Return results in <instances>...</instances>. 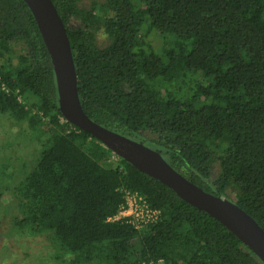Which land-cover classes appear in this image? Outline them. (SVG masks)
Returning <instances> with one entry per match:
<instances>
[{"label": "trees", "instance_id": "1", "mask_svg": "<svg viewBox=\"0 0 264 264\" xmlns=\"http://www.w3.org/2000/svg\"><path fill=\"white\" fill-rule=\"evenodd\" d=\"M51 1L88 118L157 151L264 229V0ZM0 117L40 146L13 189L14 228L46 235L63 264H263L219 221L64 120L23 0H0ZM125 191L159 220L109 221Z\"/></svg>", "mask_w": 264, "mask_h": 264}, {"label": "water", "instance_id": "2", "mask_svg": "<svg viewBox=\"0 0 264 264\" xmlns=\"http://www.w3.org/2000/svg\"><path fill=\"white\" fill-rule=\"evenodd\" d=\"M33 15L52 61L59 111L69 124L96 138L106 149L171 189L181 200L219 221L264 264V229L228 199L205 192L175 171L161 155L103 128L83 112L65 26L51 0H23Z\"/></svg>", "mask_w": 264, "mask_h": 264}, {"label": "rangeland", "instance_id": "3", "mask_svg": "<svg viewBox=\"0 0 264 264\" xmlns=\"http://www.w3.org/2000/svg\"><path fill=\"white\" fill-rule=\"evenodd\" d=\"M98 42H107L102 33ZM28 134L24 125L0 117V164L7 165V176H0V264H63L46 235L19 232L12 223L14 217H20L13 189L32 170L40 148Z\"/></svg>", "mask_w": 264, "mask_h": 264}, {"label": "built area", "instance_id": "4", "mask_svg": "<svg viewBox=\"0 0 264 264\" xmlns=\"http://www.w3.org/2000/svg\"><path fill=\"white\" fill-rule=\"evenodd\" d=\"M119 158L114 154L113 159ZM125 203L120 207L119 212L109 221H126L136 229L144 228L146 225L156 222L160 218L159 210L149 206L141 195L131 191H125Z\"/></svg>", "mask_w": 264, "mask_h": 264}]
</instances>
